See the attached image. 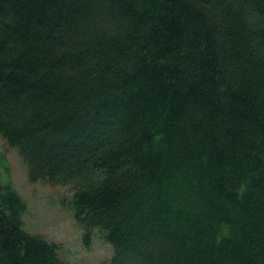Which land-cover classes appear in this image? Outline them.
Returning a JSON list of instances; mask_svg holds the SVG:
<instances>
[{"label": "trees", "instance_id": "1", "mask_svg": "<svg viewBox=\"0 0 264 264\" xmlns=\"http://www.w3.org/2000/svg\"><path fill=\"white\" fill-rule=\"evenodd\" d=\"M0 137L110 264H264V0H0ZM27 209L0 264H70Z\"/></svg>", "mask_w": 264, "mask_h": 264}, {"label": "rangeland", "instance_id": "2", "mask_svg": "<svg viewBox=\"0 0 264 264\" xmlns=\"http://www.w3.org/2000/svg\"><path fill=\"white\" fill-rule=\"evenodd\" d=\"M11 183L27 203L26 229L60 245L59 256L70 264H110L113 248L95 231L88 247L70 206L72 189L31 183L17 150L0 137V186Z\"/></svg>", "mask_w": 264, "mask_h": 264}]
</instances>
